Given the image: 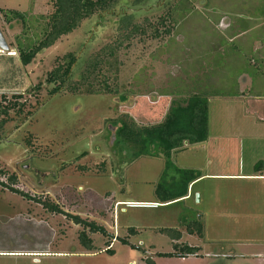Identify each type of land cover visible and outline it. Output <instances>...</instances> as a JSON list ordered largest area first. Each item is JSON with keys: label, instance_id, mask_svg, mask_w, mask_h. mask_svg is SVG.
<instances>
[{"label": "rangeland", "instance_id": "obj_1", "mask_svg": "<svg viewBox=\"0 0 264 264\" xmlns=\"http://www.w3.org/2000/svg\"><path fill=\"white\" fill-rule=\"evenodd\" d=\"M171 1L175 0L146 2L138 15L160 14L162 5ZM127 6L122 1L87 19L27 67L15 51L22 24H6L1 17L10 50L0 52V105L21 95L24 106L22 111L11 110L13 119L0 139V180L31 198L0 186V264H150L147 258L154 264H264V177H254L264 173V104L261 118L235 98L212 97L209 139L186 142L188 148L174 152L170 167L164 158H136L126 142L116 139L118 120L124 115L139 125L163 120L178 104L172 89L185 92L192 79L206 71L203 61L196 60L199 56L207 65L217 60L225 66L228 74L221 76V84L241 72L236 70L239 64H224V52L214 54V42L224 38L226 49L232 51L241 35L229 37L224 27L239 13L264 18V0H195L196 13L187 15L182 25L185 35L179 28L170 40L155 39L146 48L137 44L124 56L118 94L51 96L46 78L57 58L76 53L77 73L90 52L112 39L120 14L131 7ZM0 8L27 11L30 17H46L54 10L51 0H0ZM36 20L29 31L33 38L45 19ZM220 20L226 24L219 28ZM260 26L257 22L246 34L258 52L246 47L242 55L264 53ZM248 72V78L262 83L251 91L264 96V60ZM38 83L40 90L35 88ZM181 164L197 166L201 174L211 176L195 182L187 201L140 203L160 200L157 183L164 172L180 177L176 167ZM75 215L103 225L109 236L89 232L95 247L88 249L80 240L84 226L75 222ZM197 223L204 228L203 236L185 233L182 241L200 246L198 255H157L176 251L170 228H197Z\"/></svg>", "mask_w": 264, "mask_h": 264}, {"label": "trees", "instance_id": "obj_2", "mask_svg": "<svg viewBox=\"0 0 264 264\" xmlns=\"http://www.w3.org/2000/svg\"><path fill=\"white\" fill-rule=\"evenodd\" d=\"M53 3V12L46 17H30L27 11L17 9L0 8V13L6 24L19 21L22 24V33L16 36L15 51L18 54L19 61L24 67L29 66L38 54L52 46L65 36L75 32L82 24L93 16L108 12L116 8L122 1L129 7V11H123L120 14L115 33L111 40L102 44L96 50L90 52L82 64L78 67L76 73V64L79 61L78 56L74 52L65 54L62 58H57L56 66L48 73L46 81L52 88L49 93L51 96L57 94H73V95H111L118 94L121 89L120 73L121 68L125 64V58L129 55L135 45H142L146 48L152 40H170L175 34L182 29L185 35V30L182 28L187 15L196 13L195 0H175L164 3L161 7V13L156 15L144 16L138 15L141 7L151 0H51ZM136 6V7H134ZM125 10V9H124ZM254 14V13H252ZM44 18V23L41 25V30L35 33V37L29 35L33 22ZM220 19V17H219ZM218 19V21H219ZM237 16L231 17L229 23H224L226 26L223 30L232 36L238 28L234 27V20ZM222 20L218 22V27H223ZM241 26V30L245 31L246 27ZM219 27V28H220ZM240 30V31H241ZM230 31V32H229ZM241 31V32H242ZM239 34L236 33V35ZM184 38V37H183ZM224 47V55H229L235 52V46L232 51H228L225 46V40H220ZM164 43V42H163ZM185 43V41H183ZM188 45V43H186ZM191 44H189L190 46ZM236 45V44H235ZM191 47V46H190ZM201 47L202 43H201ZM135 48V47H134ZM133 48V49H134ZM242 49H237L238 56L241 59L244 71L254 69L260 66L264 60L259 54L258 57L242 55ZM258 52V51H257ZM204 49H201V54L204 55ZM233 54V53H232ZM198 61H205L204 57L200 56ZM213 65L211 62L208 65L210 74H203L200 78L192 79L193 83L185 92L172 89V93L178 96L177 106H172L165 114L163 120L152 125H139L130 115H124L118 120V128L116 131V139L126 142L133 150L136 158L149 156L152 158H164L166 167L172 166V156L177 150L185 147V143L194 144L204 142L209 138L210 126V99L212 97H235L240 93L235 91V87L230 85L229 88H223L221 85H216V80L222 79L217 75L216 68H210ZM208 72V73H209ZM249 73V72H248ZM199 76V77H198ZM217 76L214 80L211 77ZM213 80V81H212ZM37 90L42 88V83H38L35 87ZM176 88V87H174ZM188 94V95H182ZM14 102L5 101L0 105V139L6 124L13 119L11 110L18 108L22 111L21 106L24 103L20 102L21 95H13ZM20 106V107H19ZM180 172V177H173L168 180L170 174L164 172L162 180L157 183L156 194L160 198V203H168L179 200L187 196L189 185L194 180L199 179L202 174L194 169L176 167ZM0 168V175L3 173ZM15 183L16 177H9ZM0 186L9 188L14 192L21 194L23 197L31 198L28 193L19 191L9 183L0 180ZM36 200V199H34ZM40 201V200H38ZM41 202V201H40ZM49 205L47 202H43ZM56 209L55 206H50ZM75 222L82 224L84 229L80 233V240L88 249L93 250L94 244L91 233H102L109 236V231L103 225H99L93 221L82 219L75 215ZM197 223L196 225H198ZM168 229V227L166 228ZM136 233L135 228L129 229ZM169 230V229H168ZM172 230V239L178 241L182 237V233L177 228ZM188 232L196 233L203 236L204 228L201 224L197 228L193 225H188ZM125 244H129L128 240L121 238ZM135 247L134 245H132ZM176 251L159 252V256H196L199 254L200 247L191 246L186 242L174 243ZM112 252V249H108ZM150 264L155 261L152 258H147Z\"/></svg>", "mask_w": 264, "mask_h": 264}, {"label": "crops", "instance_id": "obj_3", "mask_svg": "<svg viewBox=\"0 0 264 264\" xmlns=\"http://www.w3.org/2000/svg\"><path fill=\"white\" fill-rule=\"evenodd\" d=\"M241 14L242 13L236 14L238 19H235L234 20V27L238 28V30H236V33L239 32V34H237V35H241L239 37V43H236V45H235V50L236 51L235 52H232L233 54L230 53V55L225 56L222 53V52H224V47L221 45V42L220 41H215L214 42V44L216 45L215 50H214L215 51L214 54L216 53L215 54L216 56L218 55V53L223 54L224 64L226 62L228 63V65L239 64V67L236 68V70L241 69V72H236L235 74H233V79L227 80L226 82H223V84H221V80L220 79L219 80H216L215 83H217L216 85H221L223 88H229V86L232 85L231 82H233V86L235 87V91H238L240 94L238 96H235V97H227V98H235V100H239V101H236V102H238V104L241 103L244 107H247L248 109H249V107L253 108L254 109V112H257L258 116L261 117L262 116V114H261L262 113V110H261L260 106H262L264 104V96H257L256 95V92H254V91L252 92L251 91L252 89H250V87L253 86L254 84H257L258 83L259 85H261L262 83H260L259 81H254L255 77H253V76H252V79H250V77L248 78V76L246 74H248L250 76H251V74L248 73L247 71H244L243 70L242 62H241L240 57L238 56L237 49H239V48L242 49V48L250 47V50H252V52L257 53L256 52V49L254 47V44H253L254 41L251 39L250 36L247 38L246 37V34L249 33L250 31H253L255 29V26H256V23L257 22H262V26H260V27L262 29H264V18L263 17H260V16H258V19L256 17L254 18V14H248V15H246V14L241 15ZM1 17H2V15L0 13V24H1ZM254 20H256L257 22L255 23ZM244 24H245L244 27H246V29H245V31H242L240 28ZM0 29H1V27H0ZM3 34H4V32H3ZM4 36H5V34H4ZM241 37H244L245 39L241 40ZM5 38H6V36H5ZM6 40H7L8 44H9V41H8L7 38H6ZM255 42H256V40H255ZM258 43L261 44L260 40L258 41ZM261 45H262V47L264 46L263 43ZM0 52H2L1 48H0ZM7 53H9V52H7ZM259 56L261 58H264V53H260ZM199 58H200V56H199ZM230 58L233 60V62L230 60ZM203 63L205 64V66L203 68H205L206 71L200 72V76H203V74H208L209 75L210 72H209V68H208V65H207V60L203 61ZM212 65L214 66V68H216V71H217V75L218 76H222L225 73L228 74V71L227 72L224 71L225 70V66L220 65L217 62V60H216V63L215 64H212ZM213 66L210 67V68H213ZM218 70H219V72H218ZM250 81H252L251 84H250ZM210 103H211V101H210ZM187 148H188V146L185 145V147L183 148V150L184 149H187ZM183 150L182 149L181 150H178V152H181ZM186 165H188V164H185L184 166H183V164H181L180 166L182 168L194 169V170H197V168H198L197 166L190 167V166H186ZM205 176H211V175L202 173V176L199 179H201V178H203ZM218 176H220V175H218ZM250 176H253V175L250 174ZM260 176L261 177H264V173H260V175H254V177H260ZM173 177L178 178V176L171 175V176H169L168 180H171V178H173ZM199 179H197V180H199ZM197 180H194L189 185L188 194H187V196L184 197V201H187V200H189L192 197L193 187L196 185L195 182ZM159 201L160 200H158V201H149V202H140V203H142V204L144 203L143 205H158V204H162ZM187 227L188 226L184 227L182 230L179 229V231L182 233V237L178 241H174L173 240V243H176V242H179V243L180 242H185V241H182V238L185 235V233H188L191 236H193V235L194 236H197L196 233H190V232H188ZM186 243H188V242H186ZM191 246H195V245H191ZM198 247H200V246H198ZM200 249H201V247H200Z\"/></svg>", "mask_w": 264, "mask_h": 264}, {"label": "water", "instance_id": "obj_4", "mask_svg": "<svg viewBox=\"0 0 264 264\" xmlns=\"http://www.w3.org/2000/svg\"><path fill=\"white\" fill-rule=\"evenodd\" d=\"M0 48L2 50V52H9L10 50V46L2 32V30L0 29ZM199 196V195H198Z\"/></svg>", "mask_w": 264, "mask_h": 264}]
</instances>
